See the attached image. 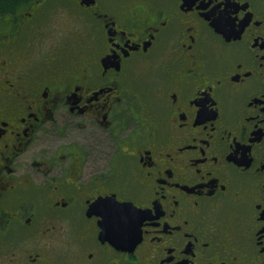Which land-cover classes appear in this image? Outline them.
Wrapping results in <instances>:
<instances>
[{"label": "flooded vegetation", "instance_id": "af4514ba", "mask_svg": "<svg viewBox=\"0 0 264 264\" xmlns=\"http://www.w3.org/2000/svg\"><path fill=\"white\" fill-rule=\"evenodd\" d=\"M0 264H264V0H0Z\"/></svg>", "mask_w": 264, "mask_h": 264}, {"label": "snow or ice", "instance_id": "6c2138e0", "mask_svg": "<svg viewBox=\"0 0 264 264\" xmlns=\"http://www.w3.org/2000/svg\"><path fill=\"white\" fill-rule=\"evenodd\" d=\"M100 214L104 216L106 229L110 231L126 230L131 233L132 224L123 219V206L111 202H101Z\"/></svg>", "mask_w": 264, "mask_h": 264}]
</instances>
